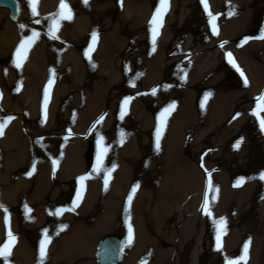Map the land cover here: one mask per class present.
Segmentation results:
<instances>
[{
	"label": "bare ground",
	"instance_id": "bare-ground-1",
	"mask_svg": "<svg viewBox=\"0 0 264 264\" xmlns=\"http://www.w3.org/2000/svg\"><path fill=\"white\" fill-rule=\"evenodd\" d=\"M69 1L73 3L75 0H67L71 6ZM112 1H114L113 4ZM25 2L31 13L24 10L23 17L20 19L22 16L21 5L20 20H17L19 23L7 22L3 17L6 11L9 13V18L12 21L15 20L10 17L9 8L0 6V84L7 74L4 72L3 63L9 61L10 66L6 70L9 71L8 78L16 79L18 85L20 83V93L16 95L15 102L12 101L11 95L4 88H1L5 95L3 103L0 101L1 108L5 113L13 115V119L5 126L4 135L0 136V203L8 207L10 227L18 237L10 256L11 264H37L39 242L43 238V229L45 228L49 230L52 239L47 247V256L43 264H95L92 261L94 256L97 264H100L98 252L97 250L94 252V246L98 243L96 241L99 235L106 230L121 231L126 237L127 244L119 233L116 234L122 241L119 263L116 264H140L141 260H145L147 264H207L201 258L199 248L195 249L192 246V238L188 235L189 226L185 227V232H180L170 224L175 207L169 204L171 194L166 188L164 193L159 192L156 187L157 180L163 175L167 188L170 186L183 188L182 192L185 193V196L182 201L187 199L188 204L192 206L191 208L194 211L197 209L196 206L206 196V194L204 195V178L196 171L183 165L182 144L185 142L186 133L190 128L196 129L204 125L218 124L223 118L228 117L230 112L237 109L240 111V107L237 108L234 104L237 101L238 92L217 85V87L205 92L204 95L201 94L200 98V95H197L198 86L214 85L217 81L203 78L204 75L195 69V63L191 60H187L185 68L178 67V63L174 61L171 62L176 66L175 72L178 73V80L175 78L169 82L161 80L163 72L167 68L161 61H164L168 47L164 46L161 37L165 31L160 28L156 40V44L160 45L156 51L158 60L143 62L142 59L137 61L133 57L132 61L134 60L133 62L137 64H131L133 68H131L130 73L131 78L135 81H131L132 85L127 88L124 87V92L130 95L115 96L116 100L113 97L110 107L112 111L110 110L109 113L116 114L119 112L118 104H121L125 97H131L122 123L127 130L132 128H136V130H128V133H131L127 135L129 139L121 143L117 140L118 134H116L115 129L111 128L112 123H114L113 116L110 115L106 122L105 120L101 121V128L103 127L104 131L110 132L104 134L106 135L105 144L110 146L104 164L108 168L113 163L117 165L113 170L114 174L109 179L107 189L104 185L105 173L103 171L93 172L94 176L92 175L85 181V191L77 209L75 211L66 210L61 215H53L55 211L53 210L51 211L52 221H47L40 206L38 205L37 209L30 208V204L37 202L39 197H42L53 183L54 185L57 184V189L50 196L59 206L60 202L67 198L65 194L68 192L66 190L70 191L74 188L75 180L74 192L80 187L76 177L84 175L83 173L86 174L89 170L86 161L83 159L86 145L79 143L76 139L67 141V143L65 140L62 142L60 139H54L51 136L53 122L58 120L57 117L53 118L57 109V97L65 95L71 87L79 88L78 82L72 78L74 69L71 67V61L69 62L63 57L59 37L62 32L69 33L74 30L75 12L72 20L61 21V26L57 31L59 38L54 39L48 34L49 27L53 23L50 14L58 12L60 0H38V14L36 15H33L28 0ZM118 2L119 0H89L88 4L82 2V5L78 6L79 9L92 11L95 14L94 23L100 25L101 28L99 34L101 39L98 45L102 49L98 65L102 77L97 83L85 86L89 91H87L89 98L86 101L90 114L87 115V118L81 117L83 119L82 125H87L88 120L96 114L100 118L103 116L104 119L105 117L102 114L105 106H101V100L104 99V96L97 94L96 91L106 88L105 82L112 77L110 74L112 66L102 27L105 22L104 13ZM208 2L209 10L213 14H220L217 20L218 35L212 32L208 14L201 0H170V10L164 19L170 25L171 33L180 34L184 38L182 43L185 44L189 38L185 29L181 27L188 24L191 17H194L193 19L197 20L198 23L192 28V33L198 32L203 35V27L208 25L212 41H208L206 37L201 38L202 49L203 47V50L207 48L213 51L212 53L218 51L220 64L224 62V59L228 60L226 54L231 52L235 61H238L236 58L241 61V63L236 62L239 69L251 76L253 83L251 86L249 85L250 90L264 89L262 87L264 84L262 77L264 54L261 64H254L240 57L242 51H250L252 48H259L264 51V40L254 39L249 41L243 49L235 46V50H228L227 47L232 48L233 45L226 41L233 37V31L237 26L246 30L253 22L264 23V0H232V10L235 13L233 15H228L230 11L228 0H208ZM20 3L22 2L20 1ZM186 7L190 8L192 16H189ZM198 8L204 13L203 17L198 18L196 16ZM118 17L119 22L134 19L133 16L132 18H128V16L126 18ZM204 18L205 22L203 21ZM37 20L40 22L37 23ZM78 21L79 23L83 22L79 18ZM22 23L26 25L23 29L20 28ZM33 28L39 32V38L29 48L26 58L18 68L14 63L16 49L24 36L31 35ZM191 41L195 42L194 37ZM221 42H226L223 47H221ZM168 43L176 46L172 39ZM136 59H138L137 56ZM207 65L211 66L208 63ZM207 65L204 64L206 67ZM53 69L55 72L52 71ZM228 69L234 71L236 82L243 80L244 76H241L236 66L230 64ZM49 80L52 81L51 85H49ZM46 88L48 89V103L45 108ZM121 88H123L122 85L117 87L116 89H119L117 92L120 93ZM153 88L157 89L155 94L152 93ZM209 92L211 95L205 100V94ZM173 102H175V107L166 119L160 138V147L157 149L156 135L151 132V126L157 129L159 118L156 120L154 117L148 116L146 110L154 107L160 115L161 111ZM58 109L56 111L60 110ZM100 112L102 113L99 114ZM253 116L258 118L256 115ZM59 118L62 125L66 124L68 120L66 115L63 114ZM0 119L3 118L0 117ZM251 121L252 117L249 112L238 115L237 123L249 124ZM121 132L127 131L124 129ZM58 145H63V150ZM38 153L43 154L44 161L37 159ZM53 158L58 159L55 172L53 171ZM30 160L37 161L35 163L36 170L29 177L23 175L21 170L26 167ZM28 170L32 171V167H29ZM220 176V174L219 176L214 175L213 186L215 190L218 189L216 191L222 201L221 203H223L222 205L236 206L240 209L236 212L237 217L234 222L226 221L225 234L221 237L222 250L217 252L223 253L228 249L232 254L236 251L232 250L236 244L240 245V241L245 242L251 237L247 264H264V180H261L256 174L247 177L242 186L237 188L234 186L233 189ZM67 180L71 181L66 183ZM61 182L64 183L61 185ZM137 182L140 183L141 189L138 188L131 206H129L127 197L132 186ZM192 190L196 193L194 198L189 196ZM72 200L74 198H71ZM187 202L184 201V209L187 207ZM25 204L31 209L30 213L25 209ZM213 204L211 202L209 207L216 217L221 213L218 207L214 209ZM202 206L199 209L200 213L204 211ZM85 216L87 219L84 218ZM32 218L35 220H31ZM88 219H95L96 224L91 225ZM117 219L122 221L120 227L116 226L115 220ZM63 223L68 227L61 229L60 225ZM129 223L133 227L131 243H128ZM234 225L238 226V229L234 230ZM5 235V213L3 209H0V236ZM105 237H102L99 245ZM31 238L32 240L35 239V246L31 244ZM0 240H2L1 237ZM241 247L243 249V246ZM242 249L240 254H242ZM231 254H227L226 257L236 258ZM0 264H4L2 259H0Z\"/></svg>",
	"mask_w": 264,
	"mask_h": 264
},
{
	"label": "rangeland",
	"instance_id": "rangeland-1",
	"mask_svg": "<svg viewBox=\"0 0 264 264\" xmlns=\"http://www.w3.org/2000/svg\"><path fill=\"white\" fill-rule=\"evenodd\" d=\"M20 1L22 2V16L20 17L21 19L23 17L24 10H26L25 12L30 11L26 7L25 0ZM70 2L71 1H69V3ZM74 2L70 3L75 12V22L73 25L74 30L69 33L62 32L59 37L61 39V49L63 57L69 62L71 61V67L74 69L72 78H74L78 82L79 88L71 87V89H68L66 91L65 95L57 97V109L59 107L60 110L58 109L59 111H56V109L54 112L53 118L57 117L58 120H54L53 122L51 136L54 139H60L62 142L64 140L67 142L76 139V141H79V143L86 145V149L83 154V159L84 161H86V165H88L89 168L86 173H93V165L96 163L98 151L97 138L100 135H103L106 138V135L104 134H109L110 132L108 133L107 131H104L103 127V129L101 128V120H99V115L96 114L91 119H89L87 125H82L83 119L81 117L83 116L84 118H87V115L90 114L87 109L88 103L86 101L87 98H89V91L85 86L87 84L97 83L102 77L100 75V70H98L99 59L102 55V49L98 45L101 39V37L99 36L101 28L100 25L94 23L96 18L95 14L92 13V11L79 9L80 7L78 6L82 5L83 0H75ZM113 2L114 1H112V4ZM157 6L158 0H123L122 6L121 0H119L116 5H112V7L108 8L104 13L105 22L103 23L104 25L102 28L105 32L106 47L109 50L110 64L112 66L110 74L112 77H110V80L105 82V89L97 90L96 92L97 94L104 96V99L106 98V100H101V106L103 105L105 107L102 110L103 113L100 112L99 114L102 113L103 115H105L103 119L105 120V122L108 120L110 115L113 116L114 123H112L111 128L113 127L116 131V134H118V141H121L122 130L125 129L127 131L124 133V142L129 139L127 138V135L131 134L128 133V130L133 131L136 130V128L127 130L122 123L123 118H121L120 115L122 102L121 104H118L119 112L116 114L109 113L112 111V109H110V107L112 106L111 103L113 101V97L116 100L115 96L122 97L130 95L124 92V87L127 88L128 86L132 85L131 81H135L131 78L132 75L130 73L131 68H133L131 64H137L133 62L134 60L132 61L133 57L137 61L142 59L143 62L148 60H158L156 51L160 48V45L156 44L155 50L153 51L151 38L152 34L150 29V21L153 16V10H155ZM186 9L189 16H192L190 14V8L186 7ZM198 9L196 10V16H198V18L203 17L204 13L200 9ZM118 16H123L125 18L126 16H128V18H132L133 16L134 19H126L125 21L119 22ZM3 17L9 23H19V21H12L9 18V13H7V11ZM78 18L82 19L83 22L80 21L81 23H79ZM193 18L191 17L190 22L184 27H181L185 29V33H187V36L189 38V41H186L185 44L182 43L184 41V38L180 34L171 33V28L167 20H163V26L161 28L165 32L162 33L161 37L164 41V46L166 48L168 47V50L164 61H161V63H164V66H167V68H165L167 71L165 70L163 72L164 74L162 75L161 80L168 82L174 78L178 80V73L175 72L176 66L171 62L174 61L178 63V67L185 68L187 65V60H191L195 63V69H198L202 72V75H204L203 78H210L217 81V83L214 84L215 86L213 84H209L208 86L199 85L197 89V95H200V98L201 94L204 95L205 92H207L209 89L217 87V85L221 88H230L238 92V96L236 98L237 101L234 104L237 108L238 106L240 107V111L237 109V112H230L228 117L223 118V120L218 124L213 123L210 125H204L196 129L190 128V130L186 133L185 142L181 147V158L182 160H184L183 165H186L190 170L196 171L200 176L202 175L204 178V195H208L209 204H211V202L214 203V209H217L218 207L221 213L219 215H216V218L218 219L220 217H226L227 222L230 220L234 222V219H236L237 217L236 212L239 211L238 209L240 208H236V206L229 207L222 205L223 203H221L222 201L220 197H218V193L214 189V187L212 189L209 188V173H211L212 182L214 180V175L219 176L220 174V177H222L221 179H225L227 184L234 189L236 181L239 177L243 176L247 178L256 174L259 175L261 172H264V131L260 130V124L258 121L259 119L253 116L254 114L252 111L256 107V98L261 93H264V89L260 90V88H257L255 89V91H251L250 86L253 82L251 76L247 72L244 73V76H246L249 81L248 85L244 84V77L242 78L243 80L236 82V79H234V71L228 69V65L232 64L229 62V59H226L227 61L224 59V62L220 64V62L218 61V51L212 53L213 51L208 50L207 48L203 50L204 47L202 49L201 38L206 37L208 41H212V36L208 31V25H205L203 27V35L198 32L192 33V28L198 24L197 20H194ZM203 21L205 22V18L203 19ZM262 29H264V23L259 24L258 22H253V24H251L246 30H243V27L237 26L235 29L236 31H233V37L226 40L228 43H231L233 45L232 48L227 47L228 50H235V46H238L239 49H243L249 41H252L254 39H262L260 38ZM94 31L98 35L96 43L93 45L92 33ZM193 37L195 39V42L191 41ZM244 37H250V39L244 41ZM171 39L172 41H174L176 46L168 43V41ZM90 46L91 51L89 59V56L85 55V51L89 50ZM263 52L264 51L262 49L252 48L250 51L245 50L244 52L242 51L241 54H239L243 60L246 59L254 64H261L263 61ZM136 56L138 57V59H136ZM236 60H238L236 62L241 63L238 58H236ZM207 63L211 66L209 67ZM204 64H206L207 67L204 66ZM9 66L10 61L3 63L4 72H7V74L9 73V71L6 70H8ZM7 74H5L6 77L1 80L2 83L0 84V93H2V96H0V101L2 103L3 97H5L4 92L2 91L3 88L11 95V99L13 102L16 101V95H19L20 93V90L17 91V89L20 88V83L18 85V81L14 78H8L9 74ZM262 74V77L264 78V71L262 72ZM147 77L148 76H146V78ZM71 83L72 82L70 81V84ZM195 84H198V82H195ZM66 85L68 86V84ZM120 85H122L123 88L120 89L119 93L117 92L119 91V89L116 88ZM262 87H264V84ZM146 112L148 113V116L154 117V119L156 120L159 118L158 112H156V109H154V107L148 108ZM244 112H249L250 116L252 117V121L249 124L242 122L237 123V114H242ZM63 114L68 118L66 124L64 125L61 124L59 118ZM261 115L264 116V112H262ZM97 121L100 122L97 123ZM36 125L40 127L38 123H36ZM69 132H71V134H69ZM151 132L156 135V129H154L153 126H151ZM241 137H243V140L240 143L239 147H236L237 141H239ZM63 145H58V147L63 150ZM36 157L37 159L44 161L42 153H38ZM36 161L30 160L28 163L29 167H32L33 164L36 163ZM28 164L24 168L22 166L23 169L21 171L25 176H27V173L30 170H28ZM113 174L114 173L112 171L111 175ZM161 176L158 177L156 187L160 193H164L165 188L169 191V193L171 194V201L169 204L175 207L174 213H172L171 215L170 224H172L173 227L175 226L180 232H185V227L187 225L189 226L188 235L192 238V246L195 247V249L199 248V250L201 251L200 256L204 260V262H207V264H226L223 262L226 261V255L231 254V252L228 249L223 253L217 252V226L214 225L212 218L205 214V211L200 213L199 210L201 209L200 206L204 204L205 198L201 197L202 200L201 202H199V205L196 206L197 209H195V211L191 208V204H188V200H184L187 202V207L186 209H184V201L182 200L185 196V193L182 192L183 188H180L179 186H175L174 188L170 186L167 188L164 177L163 175ZM76 179H78V177H76ZM189 179H191V177H189ZM70 181L67 180L66 183ZM63 183L64 182H61L60 184L62 185ZM75 183V186L74 188H72V190H66V192H68L65 194L67 195V198L65 199V201L62 200L60 204L58 203L59 206L55 204V202L53 201L54 199L50 196L51 193L55 191V189H57V184L54 185L52 183L47 192H45L42 197H39L37 202L30 204V208H36L40 206L41 210L45 213L44 216L46 217L47 221H52L53 216L51 215V211L60 208V206L71 210L73 201H71V198H76V193L78 190L77 188L74 192L76 188ZM140 187L141 186H139V188ZM235 187L237 188L240 186ZM69 194H71L73 197ZM195 194L196 193L192 190L189 193V196L194 198ZM76 209L77 206L75 207V210ZM86 217L87 216H85L84 218ZM31 220L34 221L35 219L32 218ZM88 222L91 223V225L96 224L95 219H88ZM115 222L116 226L118 227H120L122 224V221L120 219L115 220ZM233 229H238V226L234 225ZM118 233L124 239L125 244H127L126 237L124 236V234H122L121 231L106 230L102 231V233L99 235L96 241L98 243L96 244V246H94V252H96L99 241L102 239V237L107 236L108 234ZM0 237L2 238V240H0V244H2V242H4L7 237L6 235ZM237 240L239 241V239ZM31 244H35V239L31 241ZM243 244V240L242 242L240 241V245L236 244L232 248V250L236 251L231 255H234L235 257L240 256V250L242 249L241 246H243ZM92 261L97 264L95 256L93 257Z\"/></svg>",
	"mask_w": 264,
	"mask_h": 264
},
{
	"label": "snow or ice",
	"instance_id": "snow-or-ice-1",
	"mask_svg": "<svg viewBox=\"0 0 264 264\" xmlns=\"http://www.w3.org/2000/svg\"><path fill=\"white\" fill-rule=\"evenodd\" d=\"M83 2L85 4L89 3V0H83ZM201 2L204 5L205 11L208 14L209 17V23L211 25L212 28V32L214 34L218 35V25H217V20H218V16L220 14H213L210 10H209V2L208 0H201ZM28 3L31 7L32 13L33 15L38 14L37 13V4H38V0H28ZM123 5V0H121V6ZM228 5H229V13L228 15H233L235 14L234 11L232 10V0H228ZM17 9L19 10V0L17 3ZM170 10V0H158V6L156 7L154 14L152 16V19L150 21V29H151V38H152V44H153V51L155 50V45H156V40H157V36L159 34V30L160 28L163 26V20L165 15L167 14V12ZM53 20L52 25L49 27V31L48 34L54 38V39H58L59 37L57 36V31L59 30L60 26H61V21L63 20H72L74 18V11L71 8V6L67 3V0H60V5H59V10L56 13L50 14ZM37 23H39L40 21L37 20ZM26 25L25 24H20V28L23 29L25 28ZM39 32L33 28L31 31V35L28 36H24L21 41L20 44L18 46V48L16 49V59L14 61V63L16 64V67H20L21 64L23 63L24 59L26 58V54L29 50V48L34 44V42L39 38ZM97 33L94 31L92 33V44L94 45L96 43V39H97ZM260 38L264 39V29L261 30L260 33ZM248 39H250V37H244V41H247ZM224 43L226 42H221V47H223ZM243 43V41H242ZM90 51H91V46L89 47V50L85 51V55L89 56L90 59ZM227 57L229 59V62L232 63L234 66L237 67V69L240 71L241 76H244V72L242 70L239 69L238 65H236V61L233 59V55L231 52H228ZM53 72H55V69L52 70ZM249 81L247 79L246 76H244V84L248 85ZM52 84V81L49 80V85ZM19 89H17L18 91ZM157 91L156 88L152 89V93L155 94ZM47 93H48V89H45V108L47 106L48 103V99H47ZM211 95V93H206L205 94V100L208 99V97ZM0 96H2V93H0ZM131 97H125L123 102H122V108H121V118H123L125 111L128 108V104L129 101L131 100ZM257 103H256V107L252 110L253 114L256 115L259 119V124H260V128L262 131H264V116L261 115L262 112H264V93H261L257 98ZM175 107V102H173L172 104L168 105L167 107H165L160 115H159V125L156 129V147L157 149H159L160 147V138L162 135V132L164 130L165 127V122L167 117L170 115L171 110ZM45 115H46V111H45ZM239 115V113L237 114ZM13 119V117L11 116H7L3 119H0V136L4 135V129L5 126ZM100 120H103V116L100 118ZM100 121H97V123H99ZM69 134H71V132H69ZM123 137H124V133L121 132V143L123 142ZM105 137L103 135L98 136L97 138V157H96V163L93 165V171L94 172H101L103 171L105 173L104 175V185H105V189H107L108 184H109V179L111 177V173L112 171L117 167V165L115 163H113L111 165L110 168L106 167L104 164L105 161V157L110 149L109 145L105 144ZM243 137L240 138L239 141H237L236 147H239L240 143L242 142ZM53 163V171L55 172V169L58 165V159L57 158H53L52 160ZM36 170V165L35 163L32 166V171H29L27 173V175L31 176L33 174V172ZM93 175V173H86L80 177H78L79 183H80V187L77 190L76 193V198L72 201V211H75V207L78 206V204L80 203L81 199H82V194L85 191V181L87 179H89L91 176ZM259 178L261 180H264V172H261L259 174ZM246 177H239L236 181L235 186H242L243 183L246 182ZM208 184H209V188L212 189L213 186V182L211 180V173H209V180H208ZM139 183L137 182L136 184H134L132 186L131 192L127 197V203L129 206H131V203L133 201L134 198V194L137 192L138 188H139ZM218 191V189H216ZM0 209H3L4 213H5V224H6V240L0 244V259H2L4 261V264H11L10 262V256L12 254V249L14 247V245L16 244L18 237L13 233V231L11 230L10 227V217H9V209L6 205L0 203ZM25 209L30 213L31 209L28 208L27 204H25ZM68 210L67 208L61 207V208H57L55 209V211L53 212V215H61L64 211ZM202 210L205 211L206 215H209L212 220L214 225L217 226V231H216V241H217V249L218 250H222V245H221V236L225 234V228H226V217H220V218H216L214 216V214L212 213V211L209 208V197L206 194L205 196V200H204V204L202 206ZM68 227V225L66 224H61L60 228H66ZM128 229H129V239H128V243L132 242L133 239V227L132 224L129 223L128 225ZM43 238L40 240L39 242V259L37 264H43L44 259L47 256V247L51 242V235H49V230L47 228L43 229ZM250 246H251V237H249L243 244V250H242V254L236 258H228L226 257V264H241V262H243V264H247V260L249 259V254H250ZM140 264H147V262L145 260H141Z\"/></svg>",
	"mask_w": 264,
	"mask_h": 264
},
{
	"label": "water",
	"instance_id": "water-1",
	"mask_svg": "<svg viewBox=\"0 0 264 264\" xmlns=\"http://www.w3.org/2000/svg\"><path fill=\"white\" fill-rule=\"evenodd\" d=\"M18 0H0V6H5L10 9V17L17 21L21 15V3L19 1V10L17 9ZM7 116H13L6 114L0 105V117L5 118ZM122 241L117 235H108L105 237L98 248V262L100 264H116L119 263L120 247Z\"/></svg>",
	"mask_w": 264,
	"mask_h": 264
}]
</instances>
